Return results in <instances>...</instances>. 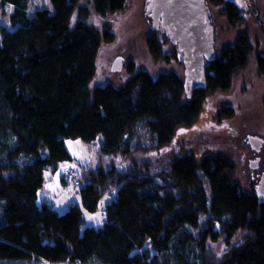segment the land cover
Listing matches in <instances>:
<instances>
[{
    "label": "trees",
    "instance_id": "16d2710c",
    "mask_svg": "<svg viewBox=\"0 0 264 264\" xmlns=\"http://www.w3.org/2000/svg\"><path fill=\"white\" fill-rule=\"evenodd\" d=\"M50 1L54 11L41 7L31 15L29 0H0V16L14 5L12 26L0 29V264H264V203L255 186L244 189L235 178L229 157L197 159L184 150L160 170L147 159L141 170L136 159L138 151L167 146L180 126L194 124L209 93L231 88L250 60V35L241 33L208 62L207 87L192 97L178 72L154 76L133 62L124 84L91 89L99 48L114 33L91 25L86 8L74 23L82 0ZM212 1L225 5L230 25L244 23L245 10ZM126 4L94 0V9L106 16ZM162 33L153 30L146 39L155 60L169 59ZM173 56L178 60L177 50ZM258 57L264 75V56ZM220 114L232 116V108ZM68 138L100 141V152L90 170L69 168L79 177L82 204L59 212L38 196L52 178L47 170L63 176L75 162ZM113 156L130 168L108 165ZM114 192L105 223L84 225V210L98 211ZM220 241L227 252L211 255L210 243Z\"/></svg>",
    "mask_w": 264,
    "mask_h": 264
},
{
    "label": "rangeland",
    "instance_id": "374dc122",
    "mask_svg": "<svg viewBox=\"0 0 264 264\" xmlns=\"http://www.w3.org/2000/svg\"><path fill=\"white\" fill-rule=\"evenodd\" d=\"M251 1L254 2L255 7L244 12V23L239 27H234L229 24L223 13L224 4L206 0L213 20L217 54L228 44L234 43L241 33L246 32L250 35L254 46L250 60L234 75L233 84L229 90L209 93L196 122L188 127L180 126L171 143L161 148H145V150L136 153L141 170L145 168L143 161L146 159L153 162L154 170L167 168L173 159L185 150L188 153L193 152L197 159L211 154L229 157L235 164V178L244 189L253 188L259 181V175L264 170V148L262 152L256 153L262 157L260 168L252 169L249 163L251 159H256V156L247 142V137L257 134L264 138V75L261 74L258 65V56H264V0ZM145 5L146 0H127L125 9L102 16L94 9V0L80 2L79 8L73 16L74 23L82 18L81 11L86 8L89 10L86 20L91 25L97 27L102 33L107 29L114 33V40L103 42L99 48L96 75L89 83L91 89L109 83L116 86L124 84L132 75L128 70L130 62L135 63L136 70L145 69L154 76L174 71L183 78L185 77L184 64L173 56L176 47L169 39H165V34L162 33L160 37L164 40L163 50L169 59L155 60L148 51L146 39L153 29L150 27L151 18L148 16ZM41 7L54 9L50 0H29L27 11L34 15L36 10ZM13 9L14 5L7 4L0 16V29L2 26H12L10 15L13 13ZM119 55L124 57L125 65L120 71H113L111 69L112 62ZM225 107L232 108V116L225 117L220 114ZM145 138H147V134H145ZM65 142L70 153L75 157V162L69 163L67 169L73 168L78 174L80 171H88L97 165L100 141L89 144L80 138H68ZM149 142V139H145L144 144ZM107 162L108 165L115 163L121 169H124L125 166L130 168V163L121 157L113 156V158H108ZM131 169L133 168L131 167ZM61 174L60 170L55 174L47 170L45 175L52 176V178L48 179L47 184L39 192L38 201L47 200L59 212H66L71 204L81 206L82 196L78 190L79 177L73 180L76 183L68 189L63 180L64 175ZM114 194L115 192L103 197L98 211L92 213L84 210L86 218L84 225L101 226L105 223L107 219L106 205L113 200ZM194 232L198 233L197 230ZM209 246V252L213 256L214 254L221 256L229 248L223 241L210 243ZM11 261L15 264H27V262Z\"/></svg>",
    "mask_w": 264,
    "mask_h": 264
},
{
    "label": "water",
    "instance_id": "95a60500",
    "mask_svg": "<svg viewBox=\"0 0 264 264\" xmlns=\"http://www.w3.org/2000/svg\"><path fill=\"white\" fill-rule=\"evenodd\" d=\"M248 11L255 4L251 0H225ZM146 10L151 18V29L163 32L175 44L178 60L185 67V91L193 96L197 88H206L207 64L217 56L214 26L206 0H146ZM123 56L115 58L111 69L120 71L125 63ZM249 145L259 152L264 138L254 134L247 137ZM261 157L252 159L249 166L259 168ZM264 167V163H263ZM255 185V193L264 203V170Z\"/></svg>",
    "mask_w": 264,
    "mask_h": 264
},
{
    "label": "built area",
    "instance_id": "2783aa9c",
    "mask_svg": "<svg viewBox=\"0 0 264 264\" xmlns=\"http://www.w3.org/2000/svg\"><path fill=\"white\" fill-rule=\"evenodd\" d=\"M63 180L64 182H66V186H68L67 188L69 189L72 184H75L76 182H74L73 180H75L77 178V175L74 173L73 170L69 169L67 171H65L63 173Z\"/></svg>",
    "mask_w": 264,
    "mask_h": 264
},
{
    "label": "flooded vegetation",
    "instance_id": "af4514ba",
    "mask_svg": "<svg viewBox=\"0 0 264 264\" xmlns=\"http://www.w3.org/2000/svg\"><path fill=\"white\" fill-rule=\"evenodd\" d=\"M247 142H248V140H247ZM249 144V143H248ZM251 146V145H250ZM263 148H264V143H263V147H262V149L259 151V152H256V151H254V149L251 147V149L254 151V155L257 157V156H259V155H256V153H260V152H262V150H263ZM261 157V156H260ZM252 160V159H251ZM250 160V161H251ZM262 162V157H261V161H260V163ZM263 163H264V161H263ZM260 168V167H259ZM257 169V168H256ZM261 175V174H260ZM260 175H259V177H260Z\"/></svg>",
    "mask_w": 264,
    "mask_h": 264
}]
</instances>
